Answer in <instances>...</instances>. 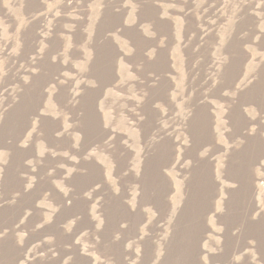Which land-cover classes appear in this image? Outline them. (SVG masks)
Listing matches in <instances>:
<instances>
[{"label": "rangeland", "instance_id": "rangeland-1", "mask_svg": "<svg viewBox=\"0 0 264 264\" xmlns=\"http://www.w3.org/2000/svg\"><path fill=\"white\" fill-rule=\"evenodd\" d=\"M0 264H264V0H0Z\"/></svg>", "mask_w": 264, "mask_h": 264}, {"label": "bare ground", "instance_id": "bare-ground-1", "mask_svg": "<svg viewBox=\"0 0 264 264\" xmlns=\"http://www.w3.org/2000/svg\"><path fill=\"white\" fill-rule=\"evenodd\" d=\"M242 171H243V170H242ZM235 175H236V177H235V179L233 180V182H234L235 184H237L239 187L244 186V185H245V176H244V172H243V174H240L239 170L237 169ZM159 182H162V181H159ZM76 186L78 187V185H76ZM73 188H74V190H75L74 193H76L77 195L83 192L82 190L79 192L80 189L75 188V186H74ZM79 188H80V187H79ZM76 190H77V191H76ZM251 193H253V192H251ZM76 194H74V195H76ZM71 198H72V197H71ZM73 198H74V196H73ZM149 204H151V205H155V206H160V205L162 204V195L159 194L158 196H154V197H152V198L150 199V201H149ZM112 222H113L114 224H118V225H120V224L123 222V220L120 219V217L117 218L116 216H113V220H112ZM110 232H111V231H110ZM111 233H112L113 235L116 234V229H114ZM111 233H110V234H111ZM183 262H184V261H183Z\"/></svg>", "mask_w": 264, "mask_h": 264}]
</instances>
